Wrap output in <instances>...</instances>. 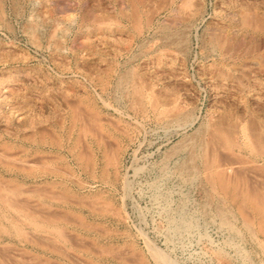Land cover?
Wrapping results in <instances>:
<instances>
[{"label": "rangeland", "instance_id": "374dc122", "mask_svg": "<svg viewBox=\"0 0 264 264\" xmlns=\"http://www.w3.org/2000/svg\"><path fill=\"white\" fill-rule=\"evenodd\" d=\"M0 153V264H264V0H0Z\"/></svg>", "mask_w": 264, "mask_h": 264}, {"label": "bare ground", "instance_id": "6f19581e", "mask_svg": "<svg viewBox=\"0 0 264 264\" xmlns=\"http://www.w3.org/2000/svg\"><path fill=\"white\" fill-rule=\"evenodd\" d=\"M61 10V9H60ZM63 14V13H62ZM220 132V131H219ZM229 136V135H228ZM224 138V137H223ZM222 138V139H223ZM224 150V149H223ZM261 151V150H260ZM192 152V151H191ZM258 152V151H257ZM5 153V152H4ZM1 154V153H0ZM263 154V153H262ZM264 155V154H263ZM232 157V156H231ZM237 157V156H236ZM213 158V157H212ZM260 158V157H259ZM217 160V159H216ZM245 160V159H244ZM187 161V160H186ZM193 161V160H192ZM210 161V160H209ZM227 161V160H226ZM237 161V160H236ZM217 162V161H216ZM234 162V161H233ZM243 162V161H242ZM182 163H184V162H182ZM188 163V162H187ZM204 163V162H203ZM214 163H215V160H214ZM14 164V163H13ZM12 164V165H13ZM208 164V163H207ZM223 163H221V165H217V163L216 164H211V162H210V166H209V168L208 169H206V167H204L206 170H208V173H209V176L211 177V179L216 183V185L220 188V190H222V191H224L225 193H230V195H231V197H232V199L234 200V198H237V199H240L241 200V205L242 206H246V207H248L249 209H250V212H252V218H249V219H247L246 218V216H244L245 218H243L244 219V223H245V225H246V227H247V229H250V223H253V222H255V223H257V227H258V230H259V232L261 233V234H263L264 235V194H262V196H260L259 194H257L255 191L253 192V191H250V189L249 190H247V189H245L246 187H244L243 186V188H240L237 184H235V183H232L230 180V177L232 178V168H234V167H230V166H228V165H222ZM165 165V164H164ZM167 166V165H166ZM233 166H235L234 164H233ZM239 167V166H238ZM246 167V166H245ZM182 168V167H181ZM257 168V167H256ZM194 169H195V167H194ZM193 169V170H194ZM239 169V168H238ZM234 170V169H233ZM237 170V169H236ZM256 170V169H255ZM204 171V170H203ZM255 172V171H254ZM12 173V172H11ZM172 173V172H171ZM191 174H192V172H191ZM37 176V175H36ZM192 176V175H191ZM239 176V175H238ZM235 177V176H234ZM237 177V176H236ZM165 178V177H164ZM168 178V177H167ZM176 178V177H175ZM240 178V177H239ZM177 179V178H176ZM190 179V178H189ZM208 179V178H207ZM210 179V178H209ZM241 179V178H240ZM263 179V178H262ZM170 180V179H169ZM211 180V181H212ZM245 181V180H244ZM260 181V180H259ZM160 182V181H159ZM167 183V182H166ZM240 183V182H239ZM260 183H262L261 181H260ZM246 184V183H245ZM240 185V184H239ZM244 185V184H243ZM154 186V185H153ZM251 186V185H250ZM264 186V185H263ZM180 187V186H179ZM178 187V188H179ZM155 188V187H154ZM249 188H251V187H249ZM258 188V187H257ZM157 190V189H156ZM203 190V189H202ZM158 192H159V190H157ZM261 191V190H260ZM16 193V192H15ZM261 193H263V191L261 192ZM158 195V194H157ZM228 195V194H227ZM156 196V195H155ZM154 196V197H155ZM190 196V195H189ZM2 198V197H1ZM8 199V198H7ZM206 199V198H205ZM164 201V200H163ZM159 203V202H158ZM217 203V202H216ZM165 204H167V203H165ZM181 205V204H180ZM157 206V205H156ZM242 206L239 208V211L241 212V213H243L242 211H243V209H242ZM167 209V208H166ZM185 209V208H184ZM228 209V208H227ZM32 210V209H31ZM222 210V209H221ZM230 210H232V209H230ZM174 211V210H173ZM180 211H182V209L180 210ZM228 211V210H227ZM35 212V211H34ZM172 212V211H171ZM180 213V212H179ZM191 213V212H190ZM193 213V212H192ZM219 213H220V211H219ZM225 213V212H224ZM227 213V212H226ZM225 213V214H226ZM232 213V212H231ZM245 213V212H244ZM48 214V213H47ZM187 214V213H186ZM239 214V213H238ZM247 214H249V213H247ZM54 215V214H53ZM177 215H178V213H177ZM176 215V216H177ZM197 215V214H196ZM222 215H223V213H222ZM227 215V214H226ZM226 215H224V216H226ZM240 215V214H239ZM245 215V214H244ZM250 215V214H249ZM52 217V216H51ZM193 217V216H192ZM215 217V216H214ZM220 217H222V216H220ZM248 217V216H247ZM177 218H179L178 219V221H173V219L174 218H172V221H173V223H172V231L174 232V233H179V232H183L184 230L186 231V230H189L190 228H192V224H191V222L190 221H188L187 219H186V217H185V215H184V213L183 212H181L180 214H179V217H177ZM176 218V219H177ZM227 219V218H226ZM32 217L31 216H27V218H26V221H27V223H28V225H31V226H34V228H36V229H38V228H40L38 225H36V224H34L32 221ZM190 220V219H189ZM193 220V219H192ZM225 220V219H224ZM41 221V220H40ZM22 222V221H21ZM44 222V221H43ZM45 222H47V223H50V221H45ZM228 221H226V223H227ZM33 223V224H32ZM197 224V223H196ZM222 224H223V222H222ZM39 225H41V224H39ZM220 225V224H219ZM218 225V226H219ZM224 225H226L225 223H224ZM253 225H255L254 223H253ZM6 226V225H5ZM10 226V225H9ZM24 226V225H23ZM230 226V225H229ZM243 226V225H242ZM197 227V226H196ZM220 227H222V226H220ZM254 227V226H253ZM230 229L232 230V227L230 226ZM246 229V228H245ZM43 230V229H42ZM231 230H229V231H231ZM233 230H235V229H233ZM253 233H254V231L252 230V229H250ZM255 230V229H254ZM228 232V231H227ZM249 232V231H248ZM247 232V233H248ZM198 233V232H197ZM223 233V232H222ZM232 233V232H231ZM233 233H234V231H233ZM244 233V232H243ZM193 234V233H192ZM201 234V233H200ZM240 234V233H239ZM248 234H250V233H248ZM255 234H256V232H255ZM181 235V234H180ZM191 235V234H190ZM244 235V234H243ZM257 235V234H256ZM197 236V235H196ZM195 236V237H196ZM229 236V235H228ZM231 236H233V235H231ZM235 236V235H234ZM249 236V235H248ZM250 236H251V234H250ZM255 236V235H254ZM191 238V237H190ZM246 238V237H245ZM262 238V237H261ZM257 239V238H256ZM11 240V239H10ZM172 240V239H171ZM189 240H191V239H189ZM236 240V239H235ZM238 240V239H237ZM251 240V239H250ZM254 240V239H253ZM29 241V240H28ZM187 241V240H186ZM166 242V241H165ZM259 242V241H258ZM197 244V243H196ZM40 245V244H39ZM192 245V244H191ZM210 245V244H209ZM254 245V244H253ZM53 248V247H52ZM236 248H238V247H236ZM251 248V247H250ZM262 248V247H261ZM234 250V249H233ZM241 250V249H240ZM154 251V250H153ZM162 252V251H161ZM217 252H218V250H217ZM263 252V251H262ZM219 253V252H218ZM151 254V253H150ZM152 254H153V256L156 258V259H158L159 261H162V262H168L163 256H161L159 253H157V251L156 252H152ZM163 254V253H162ZM239 254V253H238ZM25 256V255H24ZM218 256H220V255H218ZM217 256V257H218ZM255 256V255H254ZM215 257V256H214ZM235 257V256H234ZM243 257H246V256H243ZM151 258V257H150ZM221 257H219V259H220ZM226 258L228 259V257L226 256ZM13 259V258H12ZM76 259V258H75ZM223 260H224V257L222 258ZM2 260V259H1ZM216 260V259H215ZM222 260V261H223ZM231 260V259H230ZM234 260V259H233ZM254 260V259H253ZM14 262V261H13ZM262 262V261H261ZM5 263L6 264H8L6 261H5ZM4 263V264H5ZM226 263L227 264H230L229 263V261H226ZM17 264V263H16ZM46 264V263H45ZM162 264V263H161ZM251 264V263H250Z\"/></svg>", "mask_w": 264, "mask_h": 264}]
</instances>
